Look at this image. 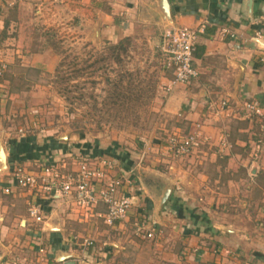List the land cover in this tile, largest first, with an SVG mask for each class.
<instances>
[{
  "label": "crops",
  "instance_id": "crops-1",
  "mask_svg": "<svg viewBox=\"0 0 264 264\" xmlns=\"http://www.w3.org/2000/svg\"><path fill=\"white\" fill-rule=\"evenodd\" d=\"M34 1L0 0V56L8 64L0 89V141L8 162L0 173V264H264V122L244 109L248 102L264 109V0H168L172 23L162 21L159 0H50L62 11L46 17L38 9L31 14ZM53 20L80 24L79 30L99 24L100 40L110 43L145 36L157 49L164 29L203 26L192 63L199 76L167 90L174 76L163 69L166 120L158 129L171 136L201 124L207 144L176 159L167 142L158 143L155 155L145 159L135 148L118 149L87 136L61 142L36 125L28 135V118L38 115L34 106L42 94L27 74L58 69L51 47L41 39L34 43L35 35L50 38L38 28ZM221 102H227L224 111ZM223 136L231 148L219 153ZM78 156L116 163L115 175L125 181L121 195L135 198L125 221L108 227L71 197L3 192L17 167L31 171L54 159L75 169ZM167 187L170 196L160 205ZM33 206L41 210L42 223L29 218ZM136 221L155 233L180 234L181 251L174 250L176 240L157 242L154 249L148 240H129L125 232ZM144 246L157 256L141 255Z\"/></svg>",
  "mask_w": 264,
  "mask_h": 264
},
{
  "label": "rangeland",
  "instance_id": "rangeland-1",
  "mask_svg": "<svg viewBox=\"0 0 264 264\" xmlns=\"http://www.w3.org/2000/svg\"><path fill=\"white\" fill-rule=\"evenodd\" d=\"M49 1L43 0L45 4L41 0L34 1L31 14L37 9L45 17L61 13V4H49ZM54 20L50 24L39 23L38 30L47 34L49 39L43 40L37 35L34 39L36 44L40 39L41 44L47 43L59 62L58 69L50 74H27L29 84H39L38 91L42 94L34 106L38 115L31 114L28 118H32L28 120V135H32L30 130L37 126L49 129L61 142H65L64 138L87 136L98 143L108 142L118 149L135 148L136 152L146 153L145 159L148 154L155 155L152 148L158 143L165 144L170 134L158 129L166 120L163 108L167 92L160 87L165 68L161 51L153 39L149 41L145 36L129 38L130 42L123 44L125 49H120L117 46L124 39L118 43L100 40V36L95 39L94 24L79 30L80 24L60 25ZM134 231L135 228H128L125 236L129 235V240L141 244L142 238ZM167 239L176 240L174 250L179 253L181 236L170 230L155 233L148 243L154 249L157 242ZM144 247L141 255L157 256L155 251L151 253ZM211 254L215 255V252L211 251ZM191 255L196 257L193 253Z\"/></svg>",
  "mask_w": 264,
  "mask_h": 264
},
{
  "label": "built area",
  "instance_id": "built-area-1",
  "mask_svg": "<svg viewBox=\"0 0 264 264\" xmlns=\"http://www.w3.org/2000/svg\"><path fill=\"white\" fill-rule=\"evenodd\" d=\"M203 33V26L198 29L171 27L162 32L160 51L163 66L174 76L167 90H171L172 86L187 85L199 76L192 63L199 37ZM7 71L8 64L0 56V89ZM226 108L227 102H221L219 110L224 111ZM244 109L249 117L264 122V109L256 102L246 103ZM262 129L264 131V125ZM207 142L202 125L197 124L188 134L171 135L167 140L166 149L176 159L187 158L196 154ZM218 148L219 153L231 148L227 136H223ZM74 160L75 169H69L70 166L65 161L54 159L46 165L36 166L31 171L17 167L3 192L9 195L13 190L19 189L43 195L71 197L78 208L92 212L108 227L125 221L135 206V198L121 195L125 181L123 177L115 175L116 163L108 158L90 156H78ZM99 208L103 210L98 211ZM28 213L29 218L37 223L44 221L41 210L36 206L30 207ZM134 228L135 235L142 240L155 237V232L149 229L147 224L136 221ZM84 243L88 247L92 246L90 240Z\"/></svg>",
  "mask_w": 264,
  "mask_h": 264
},
{
  "label": "water",
  "instance_id": "water-1",
  "mask_svg": "<svg viewBox=\"0 0 264 264\" xmlns=\"http://www.w3.org/2000/svg\"><path fill=\"white\" fill-rule=\"evenodd\" d=\"M158 7H159V14L162 17V21L166 23H172L171 19V13H170V5L168 0H159L158 1ZM168 29V28H166ZM164 29V30H166ZM163 30V31H164ZM93 37L98 40L99 38V24L95 27L93 31ZM8 170V162H7V156L2 144V141H0V173L6 172ZM171 193V187H167L162 194L160 205H163L167 202L169 196Z\"/></svg>",
  "mask_w": 264,
  "mask_h": 264
},
{
  "label": "trees",
  "instance_id": "trees-1",
  "mask_svg": "<svg viewBox=\"0 0 264 264\" xmlns=\"http://www.w3.org/2000/svg\"><path fill=\"white\" fill-rule=\"evenodd\" d=\"M127 42H130V39H129V38H126V39L122 40V41L118 44L117 48L125 49V48H123V44H125V43H127ZM128 44H129V43H128ZM106 81L109 83V80H108V79H107Z\"/></svg>",
  "mask_w": 264,
  "mask_h": 264
}]
</instances>
